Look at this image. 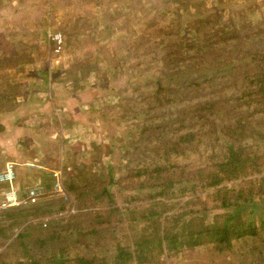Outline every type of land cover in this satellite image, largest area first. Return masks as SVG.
I'll use <instances>...</instances> for the list:
<instances>
[{"label": "rangeland", "instance_id": "1", "mask_svg": "<svg viewBox=\"0 0 264 264\" xmlns=\"http://www.w3.org/2000/svg\"><path fill=\"white\" fill-rule=\"evenodd\" d=\"M2 21L23 27L18 43H30L16 57H33L31 47L38 43V53L53 58L52 70L63 74L57 89H73L83 97L78 105L88 112L97 107L103 119L74 129L62 121L58 133L68 134L66 139L57 146L38 141L36 149L46 144L47 153L34 152L41 161L31 163L46 170L42 175L39 169L21 170L17 187L22 191L37 179L45 186L50 171L60 168L67 197L46 191L34 206H14V216L1 211L0 264H20L27 256L38 264H54L52 258L75 264L76 257L112 263L117 246L132 250L141 214L161 213L156 219L167 227V217L186 200L188 209L203 210L208 218L218 215V221L237 210L238 221L250 223L254 232L233 237L226 246L180 245L172 254L150 244L140 259L127 254L125 264L264 263V145L251 137L259 127L264 132V82L255 84L249 70L254 51L264 57V0H0ZM48 32L61 35L58 53L47 54L46 42L52 52ZM233 46L239 51H222ZM195 47L211 52L194 56ZM3 68L0 95L8 81ZM188 79L198 86L187 85ZM220 87L228 102L218 99L199 111L195 103L215 98ZM239 110L244 111L242 132ZM237 141L246 153L260 155L254 162L259 171H249L254 163L242 173L224 171L230 178L219 185L196 184L179 196L178 187H168L170 180L188 182L216 170L226 143ZM160 164L169 165L160 179L146 181L145 172L136 173ZM153 181L163 185L147 186ZM5 188L0 184V192ZM49 193L52 198H46ZM70 205L75 212L68 211ZM46 215L43 227L38 221ZM50 232L54 236L47 240Z\"/></svg>", "mask_w": 264, "mask_h": 264}, {"label": "crops", "instance_id": "2", "mask_svg": "<svg viewBox=\"0 0 264 264\" xmlns=\"http://www.w3.org/2000/svg\"><path fill=\"white\" fill-rule=\"evenodd\" d=\"M22 28L15 25L13 21H2L0 24V33H5L2 35L3 37H0V42H3L0 43V67H4L5 79L8 80L6 88L0 95V168L5 160L13 159L15 161H13L15 163V179L19 178L21 170L30 173L31 170L39 169V175L45 172L46 167L41 166V163H31L38 160V154L35 157L34 152L47 153L46 144H43L44 148L36 149L38 141L47 140L48 144L54 141L55 146H57V140L62 142L64 138H67L68 134L59 135L58 133L59 127H62V121L64 124L66 122V129L68 127L74 129L77 124L82 126L89 124L91 126L100 123L103 119L97 107L92 106L88 112L84 107L78 105V100L83 101V97L79 98L75 92H72L73 89H57L56 85L62 80L63 74H57L52 70L55 68L53 58L38 53V43L31 47L33 48L30 50L31 56L33 55V57L26 59L16 57L19 50L21 54L22 49H26L30 45L27 40L18 43L21 39L17 38V32L20 34ZM44 45L48 50L47 54L50 55L52 52L48 43L46 42ZM3 49L7 51L5 52ZM1 50L5 55L1 53ZM59 107L64 112L56 111V108ZM57 113L60 114V117ZM77 114L85 116L86 119L81 117L80 120L76 121L75 115ZM65 128H62L63 131L66 130ZM5 156L9 158L4 159ZM25 173L23 172L22 175ZM65 174L67 171L64 170L63 177ZM68 175L72 176L71 173ZM37 180L40 182L39 179ZM38 181L36 182L38 183ZM17 182L19 181H13L18 193H20L21 190L17 187ZM44 184L48 191L50 183ZM50 196L49 193L46 198H52ZM17 209V207H10L3 211L2 216L6 212L14 216V211Z\"/></svg>", "mask_w": 264, "mask_h": 264}, {"label": "trees", "instance_id": "3", "mask_svg": "<svg viewBox=\"0 0 264 264\" xmlns=\"http://www.w3.org/2000/svg\"><path fill=\"white\" fill-rule=\"evenodd\" d=\"M234 46L228 49L223 48L222 51L229 52V55L233 51H239L238 49H233ZM200 52L202 54H206V53H210L211 50L204 49L202 47H195V51L192 55L197 56ZM257 56H258V52L254 51L251 57L252 70L251 68L249 69L257 77V79L255 80V84L261 81L264 82V79L261 78L264 76V57L262 58V56H258V60H256ZM200 61L203 62L202 59H200ZM245 73L246 72H243V74ZM246 78H249V76H247ZM186 84L198 86V83L196 84L193 79L186 80ZM231 87H233L235 91H237L236 85L231 84ZM241 87L242 86L238 87V89H240ZM222 88L225 87L219 88L217 95L215 94V98H212V96L210 95L211 98L209 100L205 99L204 102H196L195 105L197 106L199 111L203 112L206 108L214 107L215 106L214 102L218 99L221 101V103L226 104L228 102V98L226 97V93L222 91ZM239 95H241V93ZM250 106L251 105H247L244 108V111L247 112V109H249ZM258 106H263V103L260 102ZM234 107H239V105H234ZM244 111L239 110L237 113V116L240 117L237 119L239 120V123L237 125L240 127L241 132L242 130L246 131V127L243 124ZM252 112L256 114L254 111ZM259 128L260 130L259 129L255 130V133L253 132L254 134L251 137H253L252 139L254 140L259 139L261 143L264 145V132L261 130L262 129L261 127ZM226 144L227 147L223 153L224 161L220 163L219 168H217L214 171H209L205 173L203 177L198 176L197 178L187 179L188 182H183L180 180H176V181L170 180V185L168 187L169 188L178 187L176 190V195L178 196L185 194L186 191L188 192L193 191L194 186L196 184H199L200 188L202 189L208 187H215L219 185L224 179L230 178V176H225L226 172L242 173L247 169L249 165H251L254 162H258V160L261 158L260 155L256 153L253 152H251L250 154L246 153L245 147H242L239 141L235 143L228 142ZM165 159L168 158L165 157ZM262 161H264V158L262 159ZM168 166L169 165L166 166L165 164L164 165L160 164L154 166L153 168H147V170H143V169L139 171L137 170L136 173L137 175H141L145 172L148 175L147 178L145 179L146 181H149L148 179L153 176L160 179L161 177H163L161 176V173L165 174L168 170ZM259 170L260 169L257 166V164L254 163L249 171H259ZM222 172L224 173L222 174ZM156 185L162 186L163 184L161 182L153 181L148 183L147 186L155 187ZM185 187L186 188L188 187V189H186ZM163 190L164 187H161L159 189L160 192H162ZM217 190L218 189H216L215 192H217ZM154 195L155 194L152 193L149 196L152 197ZM187 202L188 201L186 200L185 202L178 205L177 209H179V211H177L176 213H172L167 217V221L170 222V224L167 227L162 225L156 219L161 213L155 214L154 210H150L145 215L141 214L140 218L143 220H140L139 232L136 233L137 234L136 236H134V241L132 242V247H131L132 250L127 251L125 250V248L117 246L116 253L114 255V259L112 263L101 261L98 262V264H125V260L128 258L126 257L127 254L128 256H132L135 259H140L143 253L153 248V245L158 249L159 252L166 251L169 254L176 253L180 245L196 246L201 244L203 241L211 242L216 246L219 245L226 246L229 244V240L231 238L238 237L241 235L253 234L254 232V227L251 226L250 223L244 221L243 223L242 221H238L237 210H233L231 212L225 213V215L220 219V221H218L214 217L218 215H214L208 218V215H205L203 210L188 209L185 206ZM221 202H223V199H221ZM63 205H64L63 202H61L60 207H62ZM5 214H9V213L6 212ZM141 230L142 232H140ZM53 236H54L53 232H50L49 236L47 237V240L52 239ZM150 244H152V248ZM59 252L62 253V250L59 249ZM74 260H75V264H92L93 262L92 259H84L81 257H76ZM50 261L54 264H64L65 259L52 258ZM20 264H38V262L34 258L27 256L24 259V261H22Z\"/></svg>", "mask_w": 264, "mask_h": 264}, {"label": "built area", "instance_id": "4", "mask_svg": "<svg viewBox=\"0 0 264 264\" xmlns=\"http://www.w3.org/2000/svg\"><path fill=\"white\" fill-rule=\"evenodd\" d=\"M47 37L51 42L52 53H58L61 49V35L59 32H48ZM15 163L13 161H5L0 168V184L5 185V189L0 192V212L8 209L9 207H31L37 204L38 200L47 191L43 184L35 183L18 193V190L13 186L15 179ZM51 182L49 184L48 192L52 193V196H57L63 200H66L67 193L62 186L61 169H55L50 171ZM68 209L70 212H75V205H70ZM41 220V221H40ZM38 223L43 227L46 225L48 215L40 217Z\"/></svg>", "mask_w": 264, "mask_h": 264}]
</instances>
